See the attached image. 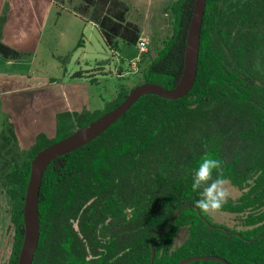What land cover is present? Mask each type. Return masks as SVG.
I'll return each instance as SVG.
<instances>
[{
	"label": "trees",
	"instance_id": "obj_1",
	"mask_svg": "<svg viewBox=\"0 0 264 264\" xmlns=\"http://www.w3.org/2000/svg\"><path fill=\"white\" fill-rule=\"evenodd\" d=\"M80 1L78 12L95 23L106 47L114 49L116 39L137 43L140 29L126 20L121 0ZM193 6L194 0H173L163 8L171 34L138 84L175 86ZM18 55L0 42L1 57ZM130 90L120 89L102 110L58 113L55 137L39 132L20 159L11 153V128L0 132V188L11 202L13 237L6 264H16L22 243L33 156L111 110ZM205 154L224 162L223 177L240 192L220 210L234 216V227L196 211L199 194L191 185ZM177 209L168 229L152 237L153 264L201 255L264 264V0H206L190 91L175 100L141 96L95 139L49 163L40 185L32 264H149L151 235ZM181 226L188 236L172 249Z\"/></svg>",
	"mask_w": 264,
	"mask_h": 264
},
{
	"label": "rangeland",
	"instance_id": "obj_2",
	"mask_svg": "<svg viewBox=\"0 0 264 264\" xmlns=\"http://www.w3.org/2000/svg\"><path fill=\"white\" fill-rule=\"evenodd\" d=\"M124 1L136 6L129 9L127 20L139 27L140 37L145 39L141 40L146 52L138 60L136 44L116 39L114 49L106 47L94 25L77 8L73 9L78 0H65L66 8L53 7L33 54L25 52L11 62L0 56V132L11 128V153L15 157L25 155L39 132L55 137L58 113L102 110L120 89L130 90L142 81L146 65L171 34L163 8L173 0ZM17 9L3 6L0 26L9 30L15 40L19 32H25L23 47L27 50L35 43L44 12L28 3L25 10ZM131 62H135V68ZM227 187L228 199L239 195L238 189L230 184ZM10 207L8 196L0 188V264L8 262L12 249ZM205 215L218 225L235 226L231 214L219 211ZM187 236V226L179 227L171 248L180 247Z\"/></svg>",
	"mask_w": 264,
	"mask_h": 264
},
{
	"label": "water",
	"instance_id": "obj_3",
	"mask_svg": "<svg viewBox=\"0 0 264 264\" xmlns=\"http://www.w3.org/2000/svg\"><path fill=\"white\" fill-rule=\"evenodd\" d=\"M206 0H194L187 34L185 38L183 69L181 75L171 89L151 84L141 83L135 85L126 97L108 112L95 120L77 128L68 136L51 143L39 150L30 161V171L25 188L22 207L23 239L17 256L16 264H32L34 253L39 239L38 197L43 174L49 163L55 158L68 154L95 139L122 116L141 96L153 94L163 99L175 100L184 97L192 88L197 71L200 29L203 20ZM183 207V205L181 206ZM195 207V206H194ZM196 211L200 214L197 207ZM180 209V208H179ZM179 209L169 219L166 226L153 232L150 237L151 258L153 264L154 250L152 237L168 229ZM211 260L229 264L223 258L211 255L192 256L181 259L176 264H186L192 261Z\"/></svg>",
	"mask_w": 264,
	"mask_h": 264
},
{
	"label": "clouds",
	"instance_id": "obj_4",
	"mask_svg": "<svg viewBox=\"0 0 264 264\" xmlns=\"http://www.w3.org/2000/svg\"><path fill=\"white\" fill-rule=\"evenodd\" d=\"M223 164L221 159L205 154L195 170L191 185L199 194L195 206L205 213L219 212L230 196L229 181L223 177Z\"/></svg>",
	"mask_w": 264,
	"mask_h": 264
},
{
	"label": "crops",
	"instance_id": "obj_5",
	"mask_svg": "<svg viewBox=\"0 0 264 264\" xmlns=\"http://www.w3.org/2000/svg\"><path fill=\"white\" fill-rule=\"evenodd\" d=\"M121 1L128 7V11L126 14V20H127L129 9L130 8L135 9L136 6H134L133 3H130L129 1H124V0H121ZM32 2H34V3H32ZM25 3H28V5L32 6L34 9H37L39 12L41 11V13L44 12V16H43V18H41L42 19L41 23L38 22V26H37L38 31H36L35 39H34L35 43L32 47H29V49H27V50H25V47H23V46H25V37L23 38L22 35L23 34L25 35V32H23V33L19 32V38L20 39L18 38L15 40L10 35V31L5 30L3 28V25L1 26V28H0V42L2 44H4L5 46L9 47L10 49L18 52V54H19L16 59H12V58L5 59L4 58V60H6V62L19 60L21 58V56L25 55V52H31V54H33L36 51L35 48L37 47V45L39 44V41L41 39V30L45 26V23H46L47 19L49 18L53 7H58V8H62V6H64L65 8L67 7L65 5V0H0V10L4 6L7 8H10V10L18 8L17 10L23 11V10H25ZM80 6H81V1L78 0V4L73 9L78 8ZM159 8L161 9V7H159ZM8 18H9V16H7L5 18L6 20L4 22H6ZM89 22H91V21H89ZM128 22H131V21H128ZM91 23L97 29L95 23H93V22H91ZM23 31H25V29H23ZM37 32H38V34H37ZM139 39H144V38L139 36ZM118 72H120V71H118Z\"/></svg>",
	"mask_w": 264,
	"mask_h": 264
},
{
	"label": "built area",
	"instance_id": "obj_6",
	"mask_svg": "<svg viewBox=\"0 0 264 264\" xmlns=\"http://www.w3.org/2000/svg\"><path fill=\"white\" fill-rule=\"evenodd\" d=\"M136 45H137V49H138V58H137V60L139 59V56L142 54V53H144V52H146V44H145V42L143 41V40H138L137 41V43H136ZM134 65L135 64V62L133 63V62H131V64L130 65ZM133 65H132V68H135V67H133ZM135 66V65H134Z\"/></svg>",
	"mask_w": 264,
	"mask_h": 264
}]
</instances>
